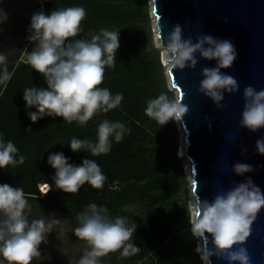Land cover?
Masks as SVG:
<instances>
[{
  "label": "trees",
  "instance_id": "obj_1",
  "mask_svg": "<svg viewBox=\"0 0 264 264\" xmlns=\"http://www.w3.org/2000/svg\"><path fill=\"white\" fill-rule=\"evenodd\" d=\"M60 5L83 7L87 13L82 32L74 39L90 40L101 29L119 31L115 67L105 66L99 87L107 88L113 96L122 93L123 100L117 108L97 113L84 126L76 121L67 124L59 116H45L33 123L27 113L36 109L26 108L24 90L47 87L42 74L27 62L35 44L26 39L27 44L20 49L2 53L8 71L15 68V72L6 86L0 84V137L5 143L12 141L18 148L17 158L23 155L25 161L0 169V184L23 189L31 205L29 222L61 213L69 223L67 236L76 244L84 242L74 234L79 226L76 216L89 204L106 207L113 220L127 218L129 227L135 223L130 242L140 251L128 257L121 255L122 249L110 252L105 255L110 264H203L188 222L187 180L176 151V122L160 126L145 112L147 101L161 93L175 99L166 85L159 48L153 42L148 0H0L14 35L21 37L30 35L34 13L50 14ZM2 69L0 65V73ZM105 120L123 123L130 132H125L119 143L110 137L107 154L71 150L73 138L97 142L98 126ZM29 126L32 131H27ZM57 152L76 166L84 159L95 160L106 177L103 188H92L87 182L76 194L56 188V170L48 163V156ZM45 183L52 189L43 195L39 185ZM53 260L33 258L31 264H53L57 258Z\"/></svg>",
  "mask_w": 264,
  "mask_h": 264
},
{
  "label": "clouds",
  "instance_id": "obj_2",
  "mask_svg": "<svg viewBox=\"0 0 264 264\" xmlns=\"http://www.w3.org/2000/svg\"><path fill=\"white\" fill-rule=\"evenodd\" d=\"M86 15L83 7L65 8L60 5L50 14L40 11L31 17L27 39L35 46L28 54L27 62L42 74L47 84L46 88L34 86L24 90L26 108L36 109L27 113L33 123L45 116H59L67 124L76 121L84 126L94 115L117 108L123 100L122 93L113 96L107 88L99 87L104 80L105 66L115 67L117 49L120 47L119 31L101 29L99 34H92L90 40L74 39L81 34V23ZM6 19L7 14L4 13L0 22ZM158 33L161 36L159 25ZM160 47L166 49L169 74L177 68H195L198 63L196 53L202 59L217 61L215 67L201 70L203 79L198 91L211 98L218 109L224 107L221 102L225 92L235 93L239 90L237 80L220 71L230 68L237 56L229 40L201 35L194 43L191 38H182V28L177 24L167 37L166 45L161 36ZM0 65H3L0 84L6 86L15 68L12 72L8 71L7 58L2 53ZM243 96L245 104L240 126L252 132L264 128V89L257 91L249 85L244 88ZM182 97L170 99L166 93H161L147 101L146 115L157 120L160 126L170 120L183 126V118L189 109L181 103ZM27 131H32L30 126ZM125 132H130V129L123 123L105 120L98 126L97 142L73 138L69 146L73 152L87 149L96 156L107 154L111 150L110 137L114 136L119 143ZM256 149L264 154V138L256 141ZM17 153L18 148L12 141L5 143L0 137V169L23 164L25 157L20 155L17 158ZM178 155H184L183 149ZM188 159L191 162V157ZM68 160L62 152L48 156V163L56 170L53 177L56 188L72 194L78 193L86 182L92 188H103L106 177L95 160L84 159L81 166L73 165ZM232 170L243 175L253 168L249 164L236 163ZM190 171L194 177V163ZM194 181L195 194L188 214L191 234L197 239L195 251L203 264H212L210 258L213 256L226 259L228 264L237 261L239 264H250L247 249L234 246L244 244L250 236L251 226L264 208V192L249 177L227 191L221 190L211 201L202 200L197 193L198 182ZM51 189L52 186L48 185L41 194L46 195ZM30 211L31 205L22 188L0 184V215L3 217L0 219V257L7 264H31L33 258L41 256L39 246L47 242V234L60 223V219L54 215L47 223L44 219L29 222ZM76 219L79 226L74 234L90 248L80 257L78 264H100L98 258L121 249L124 257L140 251L130 242L136 224L129 227L125 217L111 219L106 207L89 204Z\"/></svg>",
  "mask_w": 264,
  "mask_h": 264
},
{
  "label": "water",
  "instance_id": "obj_3",
  "mask_svg": "<svg viewBox=\"0 0 264 264\" xmlns=\"http://www.w3.org/2000/svg\"><path fill=\"white\" fill-rule=\"evenodd\" d=\"M149 3L159 44L162 36L166 45L167 37L178 24L183 39L191 38L195 43L198 36L211 35L229 40L237 53L232 66L220 71L233 76L239 90L224 93L221 109L198 91L203 79L201 70L215 67L216 60L202 59L196 53L195 68H177L169 74L168 66L175 99L183 95L181 103L189 109L182 128L183 152L187 158L191 157L190 169L192 163L196 168L194 177L190 173V191L195 194V179L200 198L211 201L221 190L227 191L250 177L264 192V154L256 149V141L264 138V128L252 132L239 124L245 104L244 88L250 85L257 91L264 89V0H150ZM236 163L249 164L253 170L237 174L232 170ZM251 229L246 242L234 248H246L250 264H264V208ZM210 259L212 264H228L226 259L216 256Z\"/></svg>",
  "mask_w": 264,
  "mask_h": 264
},
{
  "label": "rangeland",
  "instance_id": "obj_4",
  "mask_svg": "<svg viewBox=\"0 0 264 264\" xmlns=\"http://www.w3.org/2000/svg\"><path fill=\"white\" fill-rule=\"evenodd\" d=\"M150 0H148V6H149V15H150V25H151V31H152V38L154 45L159 48L160 52V60L163 65V72L166 80L167 87L174 93L175 98V91L173 86L170 83V80L167 76V69H168V63H167V55H166V49L160 47V44L158 42V37L155 32L154 27V21L151 13L150 8ZM4 12L0 9V17H2ZM11 20L9 17H7L6 20L3 22H0V53H7L10 50H16L23 47V45L27 44L28 39L26 36L21 37L15 36L14 31L12 28ZM27 39V42H26ZM26 56V55H23ZM28 57V56H27ZM177 132H178V139H177V155H178V148L180 145H182L184 139L182 136V131L180 129L179 124L176 122ZM181 158L183 170L186 174V180H187V210L190 211V205L191 201L193 199V196L190 192V174L187 166V161L185 157L178 155ZM56 219H60V223L53 226V230L47 234V242L41 243L39 246V251L41 253L40 257L36 258H44L48 261H54L53 257L55 256L57 258L56 262H53V264H78V261L80 257L84 254L85 251L90 250L87 243L84 241L81 244H76L72 239H70L67 236V230L69 228V223L66 220V218L61 213H55L50 214L47 217H42L41 219H44L45 222H50L54 216ZM2 215H0V219H2ZM188 222L189 221V214H188ZM191 227V225H190ZM196 239V238H195ZM196 245H197V239H196ZM200 256V255H199ZM3 264H7L6 261L3 260V257H0ZM100 261V264H110L105 256L98 258ZM203 263V261H202Z\"/></svg>",
  "mask_w": 264,
  "mask_h": 264
},
{
  "label": "bare ground",
  "instance_id": "obj_5",
  "mask_svg": "<svg viewBox=\"0 0 264 264\" xmlns=\"http://www.w3.org/2000/svg\"><path fill=\"white\" fill-rule=\"evenodd\" d=\"M152 17L154 18V15L152 14ZM169 66V65H168ZM167 76H168V78H169V80H170V76H169V74H168V72H167ZM180 126V129H181V131H182V136H183V139H184V130H183V128H182V126L181 125H179ZM183 145H184V141H183V143H182V145H180L179 146V148H178V151H180L181 149H183ZM183 157H185V159H186V161H187V167H188V170H189V174L191 173V171H190V167H189V159L187 158V156L184 154L183 155ZM191 180V179H190ZM192 184V183H191ZM46 186H48V184L47 185H45V186H43V188H46ZM191 186V185H190ZM191 192V191H190ZM191 195L194 197V195H193V193L191 192Z\"/></svg>",
  "mask_w": 264,
  "mask_h": 264
},
{
  "label": "built area",
  "instance_id": "obj_6",
  "mask_svg": "<svg viewBox=\"0 0 264 264\" xmlns=\"http://www.w3.org/2000/svg\"><path fill=\"white\" fill-rule=\"evenodd\" d=\"M47 185L46 183L45 184H40L39 185V189H40V192L42 193V190H46V188H43V186Z\"/></svg>",
  "mask_w": 264,
  "mask_h": 264
}]
</instances>
